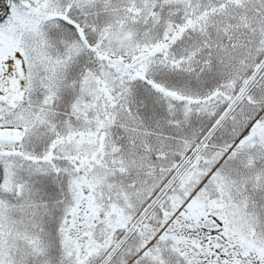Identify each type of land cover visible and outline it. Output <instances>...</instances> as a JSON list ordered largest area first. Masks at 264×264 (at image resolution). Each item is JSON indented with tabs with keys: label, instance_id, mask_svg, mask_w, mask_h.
<instances>
[{
	"label": "snow or ice",
	"instance_id": "snow-or-ice-1",
	"mask_svg": "<svg viewBox=\"0 0 264 264\" xmlns=\"http://www.w3.org/2000/svg\"><path fill=\"white\" fill-rule=\"evenodd\" d=\"M0 264H264V0H0Z\"/></svg>",
	"mask_w": 264,
	"mask_h": 264
}]
</instances>
